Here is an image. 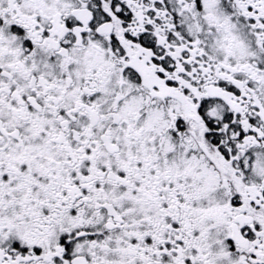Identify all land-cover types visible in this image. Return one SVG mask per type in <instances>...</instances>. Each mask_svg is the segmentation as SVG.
<instances>
[{"label":"snow or ice","instance_id":"1","mask_svg":"<svg viewBox=\"0 0 264 264\" xmlns=\"http://www.w3.org/2000/svg\"><path fill=\"white\" fill-rule=\"evenodd\" d=\"M0 264H264V0H0Z\"/></svg>","mask_w":264,"mask_h":264}]
</instances>
